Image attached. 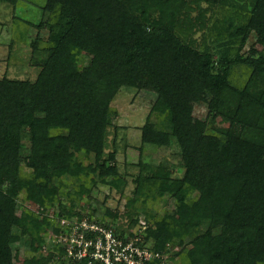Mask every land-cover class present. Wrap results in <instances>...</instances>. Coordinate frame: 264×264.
I'll return each mask as SVG.
<instances>
[{"label": "trees", "instance_id": "obj_1", "mask_svg": "<svg viewBox=\"0 0 264 264\" xmlns=\"http://www.w3.org/2000/svg\"><path fill=\"white\" fill-rule=\"evenodd\" d=\"M224 5L220 36L200 44L199 33L218 30L209 9ZM239 9L247 13L236 23L229 14ZM43 12V27L58 42L53 55L35 82L0 80V264H15L16 244L28 251L23 264H68L48 237L58 227L30 209L36 206L59 217L88 216L122 237L145 219L144 245L180 246L172 255L180 264H264V48L243 52L249 31L264 41V0H46ZM123 88L155 96L142 142L177 145L184 174L164 165L138 178L129 214L85 213L86 206L66 204L74 193L82 200L98 183L120 192L126 184L104 159L111 104ZM192 104L235 129L195 130L186 118ZM91 154L93 178L84 180ZM23 192L29 209L18 204ZM166 197L175 216L156 209Z\"/></svg>", "mask_w": 264, "mask_h": 264}, {"label": "rangeland", "instance_id": "obj_2", "mask_svg": "<svg viewBox=\"0 0 264 264\" xmlns=\"http://www.w3.org/2000/svg\"><path fill=\"white\" fill-rule=\"evenodd\" d=\"M45 1L18 0L16 4L0 2V80L7 77L35 82L43 66L53 55L58 42L52 38L51 29L43 27L47 20L43 12ZM226 13H228V5L209 9L208 17H212L213 21L217 23L218 30L212 35L209 30L199 33L196 38L200 44L212 45L216 38L218 39L221 34L219 28L228 17ZM229 13L231 12L229 11ZM246 13L239 9L238 13H231L229 16L234 17L235 22L239 23ZM193 14L196 15L197 12ZM247 38V44L243 50L245 54L252 50H263L264 41L255 32L249 31ZM74 63L78 65V68L83 65L79 51L75 53ZM154 103L155 96L152 94L131 88H123L116 96L111 104L113 126L108 132L104 159L108 166L116 165L120 176L125 178L126 184L121 185L120 192L108 185L98 183L86 199H76L78 196L74 193L75 200L71 204H69L70 202L66 203L67 205H71L74 209L86 206L90 212L95 210L97 216H104L107 209L121 214L125 212L129 214L127 202L129 197L134 196L138 178H148L150 174H155L157 169L164 165L169 166L175 177L183 176L180 149L177 145H173L171 148H156L148 144L144 145L142 142L143 128ZM186 118L197 131H203L207 127L220 132L235 129L228 120L218 118L216 121H212L207 109L197 104L190 105ZM44 122L45 120H40L39 126L45 127L46 123L44 125ZM28 145L27 141L22 142V153L24 152L25 155L29 154L27 153ZM112 154H115V163L108 161ZM84 163L89 169L83 173L82 179L91 180L94 172L91 171L90 164L95 163V154H91ZM32 165L33 161L27 159L23 164L24 172L29 173L32 170ZM166 198L167 204L160 200L156 209L166 210L175 216V203L170 198ZM25 200L26 195L23 192L18 197V204L22 206V209H29ZM30 209L36 214H43L50 221L49 216H58L59 212L53 210L48 213L40 206L30 207ZM219 220L221 219L219 218ZM128 221L129 219L125 217L122 222L127 226ZM141 221H145V219H140L139 223L131 226L129 231L137 229ZM146 224L148 228L149 224L147 222ZM49 236L50 232H48ZM178 247L181 250V247ZM13 251L15 264H23L27 256V249L16 244L13 246ZM47 251L45 248V254ZM173 263L180 264V261L176 260Z\"/></svg>", "mask_w": 264, "mask_h": 264}, {"label": "built area", "instance_id": "obj_3", "mask_svg": "<svg viewBox=\"0 0 264 264\" xmlns=\"http://www.w3.org/2000/svg\"><path fill=\"white\" fill-rule=\"evenodd\" d=\"M49 217L59 229L58 234L50 231L49 240L63 247L68 264H175L179 260L172 261V255L181 251L178 246L167 243L159 251L144 245L145 221L130 231L133 235L122 237L113 226L88 216Z\"/></svg>", "mask_w": 264, "mask_h": 264}]
</instances>
